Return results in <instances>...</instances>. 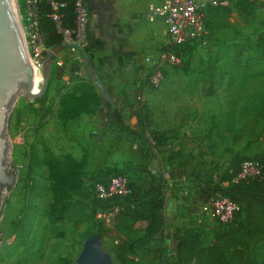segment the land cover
<instances>
[{
    "label": "rangeland",
    "instance_id": "374dc122",
    "mask_svg": "<svg viewBox=\"0 0 264 264\" xmlns=\"http://www.w3.org/2000/svg\"><path fill=\"white\" fill-rule=\"evenodd\" d=\"M19 7L22 13L20 4ZM205 23V44L184 51L178 61H166L159 86L145 79L141 87H135L136 99L142 100L144 92L146 96H166L163 102L151 107L147 104L150 117L147 135L152 137L151 129L165 135L162 144L147 141L144 154L140 138H131L116 127L107 126L112 104L98 87L103 96L99 110L83 118L70 116L86 106L79 97L58 104L51 87L53 71L46 100H30L23 93L18 94L6 132L9 159L18 179L7 192L0 212V264H77L84 242L94 234L101 238L102 251L111 255L114 264H119L116 247L125 240L132 242L131 254L135 258L151 263L156 260L157 241L146 233V221L130 215L132 209L127 208L126 200H121L125 212L110 221L100 222L93 213L95 184L106 168L142 160L147 169L134 176L139 183H145L151 179L147 170L156 166L153 158L162 161L156 168L167 170L168 150L180 142L192 153L189 173L192 176L188 177L189 183L174 181L172 190L188 192L183 195L189 199L197 186L215 182L232 160L239 157L236 154L244 158L261 157L263 135L247 142L248 134L264 124V119L256 122L251 116L264 88V65L246 71L240 64L231 63L226 71L218 69L214 74L209 73L216 79L214 86L210 75L203 77V72L208 66V56L219 45L245 37L256 38L264 31V0H231L220 8L208 7ZM24 34L34 63L25 30ZM40 85L41 82L37 89ZM55 88L60 94L58 85ZM70 93L65 96H71ZM125 120L131 125L138 124L133 116ZM186 126L191 128L189 135L181 131ZM53 156L70 162L68 174L60 179L50 174ZM200 216L208 241L218 225L205 212ZM166 263L173 261L168 257Z\"/></svg>",
    "mask_w": 264,
    "mask_h": 264
},
{
    "label": "trees",
    "instance_id": "16d2710c",
    "mask_svg": "<svg viewBox=\"0 0 264 264\" xmlns=\"http://www.w3.org/2000/svg\"><path fill=\"white\" fill-rule=\"evenodd\" d=\"M21 10L24 9L25 0H18ZM62 3L59 7L61 16V26L63 28L75 29L77 26V11L75 0H56ZM242 1V0H238ZM253 2V0H246ZM222 7L209 6L216 9ZM39 28L42 40L49 49L64 43V36L61 30L50 16L52 12L51 0H39ZM196 43L187 42L182 46L169 43L166 50L173 51L179 57L184 51H191ZM48 51L45 52L47 55ZM208 66L203 72L206 74H214L218 69L226 71L231 63L240 64L246 71L252 70L256 65H264V31L256 38L245 37L238 42L231 44L219 45L217 49L208 56ZM242 59V60H239ZM220 60H226L219 63ZM55 68L53 67V74ZM207 75V76H208ZM53 78V77H52ZM147 79H149L147 77ZM212 86L216 84V79L210 75ZM79 90L81 94H76ZM71 94V93H70ZM79 97L86 105L81 108L80 112H73L70 116L78 118L81 113H91L101 104L103 96L98 94L96 86L92 82H86L78 86L72 91L71 96L66 98ZM140 97V96H139ZM47 95L36 98L35 101L46 100ZM136 106L135 112L138 117V128L128 123L121 111L115 106L109 115L107 126L116 127L117 130L131 138H140L142 145V154L145 152L146 142L154 141L156 144H162L164 140V132L151 129L152 137L148 136L146 129L149 126V112L146 110L148 106L142 100L132 104ZM251 116L258 122L264 119V88L261 90L258 100L254 104ZM259 130L254 128L248 134V144L254 137L263 135L264 124H259ZM257 156L242 157L236 154L232 160L230 167L221 172L219 181L212 185L211 192H221L223 195L230 196L239 203L240 208L233 220L229 222H221L214 219L217 223V229L213 232L208 241H205L204 227L201 225L178 227L175 233L177 239L176 250L164 252L161 247L156 249V260L151 263L141 261L135 258L131 253L133 250L132 242L125 240L116 247V257L119 264H163L170 257L176 264H264V174L261 178H252L248 181H234L233 178L238 173L241 163L245 159H259L264 165V150ZM143 158V157H142ZM144 159V158H143ZM166 160L169 163L177 162L179 167H186L192 161V153L187 152L184 147L180 146L168 150ZM240 161V162H239ZM240 163V164H239ZM51 177L60 179L63 175L68 174L70 162L62 161L60 158L53 156L51 161ZM146 163L128 162L123 167L113 165L106 168L104 176H101L97 182L108 183L111 177L124 175L129 179V185L132 192L125 196H113L109 198H101L95 191L93 199V213L97 217L99 210H107L117 205L120 207V213H124V206L121 200L128 202L131 210V216L135 219L146 221V233L157 238L164 231L166 225V217L164 215L165 199L167 196L166 184L167 180L160 172L147 170L151 179L145 183H139L135 178L136 172L146 170ZM56 171V173L54 172ZM212 175V174H211ZM201 181V180H200ZM226 181L227 184H223ZM212 182L205 184L211 185ZM73 207L74 204H69ZM90 236V235H89Z\"/></svg>",
    "mask_w": 264,
    "mask_h": 264
},
{
    "label": "crops",
    "instance_id": "0c3cea01",
    "mask_svg": "<svg viewBox=\"0 0 264 264\" xmlns=\"http://www.w3.org/2000/svg\"><path fill=\"white\" fill-rule=\"evenodd\" d=\"M152 1L157 0H86L88 21L83 51L81 48L78 50H72L70 47L62 48L54 57L55 72L51 87L54 93H57L53 95H56L59 105L67 99L66 93L72 92L83 83H93L85 61L86 56L93 72L99 77L110 96L109 101L112 104L110 111L116 106L124 118L133 116L138 123L136 106L132 104L137 101L135 92L138 90L135 87H141L148 77L150 64L146 58L158 59L169 44L164 19L148 18L149 4ZM58 60H62L63 64H58ZM57 85L60 94L56 92ZM96 91L100 94L97 86ZM81 93L82 91L79 90L76 94ZM165 100L166 96L162 94L146 96L144 92L142 95V101L150 107L158 101ZM98 110L97 107L91 113H81L79 118L94 115ZM132 126L138 128L136 123ZM190 129L186 126L181 131L189 135ZM180 146L182 145L179 142L175 148ZM159 161L160 159L153 158L152 163H156V166H150V170L160 172L169 187L166 188L164 206L166 225L163 233L155 240L156 247H161L164 252H172L177 246L175 233L178 227L201 225L200 214L204 213L202 205L211 194L212 185L216 184L219 178L217 177L211 185L202 183L197 186L187 199L183 194L188 192H173L172 184L176 180H187L186 183H189L188 177L192 176L189 174L192 161L186 167H179L177 162H173L174 166L171 167L166 160L167 170H164L166 169L164 167L156 168ZM223 184L227 182L224 181ZM163 264L168 263L164 261Z\"/></svg>",
    "mask_w": 264,
    "mask_h": 264
},
{
    "label": "built area",
    "instance_id": "2783aa9c",
    "mask_svg": "<svg viewBox=\"0 0 264 264\" xmlns=\"http://www.w3.org/2000/svg\"><path fill=\"white\" fill-rule=\"evenodd\" d=\"M39 0H25L24 9L21 13L23 28L28 37V43L33 52L34 65L41 68L46 57L47 48L42 40L39 28ZM231 0H157L149 4L148 18L155 20L162 17L167 25L169 43L182 46L187 42L203 45L206 43L205 11L209 6L228 5ZM52 12L50 16L62 31L64 42L71 44L72 50L83 48L86 44V25L88 10L86 0H75L77 11V26L75 29L63 28L59 7L63 5L56 0H51ZM150 66L148 78L154 86H159L163 80V66L166 61H178L180 57L173 51H163L158 59L146 58ZM62 65L63 61L58 60ZM264 174V165L259 159H245L234 181H248L252 178H261ZM95 191L101 198H109L116 195L125 196L132 192L129 179L124 175L110 178L108 183L97 182ZM240 205L230 196L221 192H211L208 199L203 203L202 210L211 218L221 222H229L234 219ZM120 213V207L115 205L107 210H99L97 217L110 221Z\"/></svg>",
    "mask_w": 264,
    "mask_h": 264
},
{
    "label": "water",
    "instance_id": "95a60500",
    "mask_svg": "<svg viewBox=\"0 0 264 264\" xmlns=\"http://www.w3.org/2000/svg\"><path fill=\"white\" fill-rule=\"evenodd\" d=\"M70 46V43L64 42L48 51L41 66L43 79L40 87L35 90V65L27 50L19 1L0 0V212L7 192L15 186L18 179L17 172L13 170L9 159L10 142L6 134L12 105L20 93L30 100L46 94L55 54L60 49ZM80 48L83 51L82 47ZM85 61L93 83L108 100H111L86 56ZM77 264H114V262L109 253L102 251L101 238L94 234L84 242Z\"/></svg>",
    "mask_w": 264,
    "mask_h": 264
},
{
    "label": "bare ground",
    "instance_id": "6f19581e",
    "mask_svg": "<svg viewBox=\"0 0 264 264\" xmlns=\"http://www.w3.org/2000/svg\"><path fill=\"white\" fill-rule=\"evenodd\" d=\"M42 77V72L40 73L39 68L35 66V90H37V86L41 82Z\"/></svg>",
    "mask_w": 264,
    "mask_h": 264
}]
</instances>
